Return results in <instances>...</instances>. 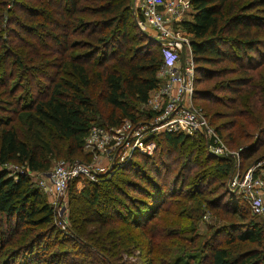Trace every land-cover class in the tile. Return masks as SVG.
<instances>
[{"label": "trees", "instance_id": "16d2710c", "mask_svg": "<svg viewBox=\"0 0 264 264\" xmlns=\"http://www.w3.org/2000/svg\"><path fill=\"white\" fill-rule=\"evenodd\" d=\"M190 3L191 18L181 24L190 34L194 72L197 73L194 81L203 76L230 74L212 85L229 92L224 97L229 101L226 106L231 109L228 115L242 116L247 127L264 130L261 123L264 120V69L259 68L264 65V0H190ZM153 46L157 47V52H151ZM231 61L235 64H230ZM161 62L160 46L138 26L132 0H0V165L14 162L22 165L23 170H17L14 176L0 168V256L6 255L0 264L18 253L27 254L25 257L29 256L32 263L40 260L36 253L45 245L44 237H50L59 229L52 223V207L43 201L36 188L26 187L29 172L48 169L52 157H86L82 146L93 124L115 125L123 118L137 120V106L147 103L150 91L160 82ZM19 89L23 94L16 95ZM208 90L202 92L213 101L212 95L205 92ZM194 91L200 88L194 87ZM24 93L30 101L21 104ZM217 98L216 101H226ZM1 111L8 113L7 116H2ZM209 121L222 136L220 125L214 124L212 119ZM234 124L235 118L229 125ZM239 128L241 133L244 128ZM147 138L162 140L167 150L175 152L184 147L188 155L181 168L190 165L191 156L202 147L205 156L201 165H205L208 157L217 160L206 166L203 174L194 175L193 181H208L206 175L214 170L221 174L230 171L232 156L210 153L205 137L199 132L160 131ZM254 141L243 144L246 155L255 149ZM141 156L138 158L135 154L119 167L121 174L124 171L127 174L117 179L124 183V188H119L114 177L106 183L85 176L74 177L68 188L81 178L84 180L79 201H88L85 208L90 215L83 219L100 226L111 222L100 216V207H94L104 204L102 207L107 208L111 218L123 220L125 215L138 235L150 243L173 235L172 225L163 227L149 221L162 207L165 212L176 202L167 201L176 197L182 186L177 183L181 180L179 173L166 177L169 166L165 163L151 162L152 168H149V162L156 158L154 152ZM169 180L171 187L166 186ZM105 184L106 189L100 191L98 188ZM106 191L110 192V197L101 198ZM31 192L35 196H31ZM224 192L231 199L243 202L227 189ZM68 201L72 220V213L80 202L72 198ZM99 201L102 204H97ZM11 218H14L13 225ZM26 223L49 226L42 232L37 229L28 232L32 230L23 227ZM249 225L251 228L232 233L227 241L236 238L259 243L262 226L254 221ZM177 235L182 237L180 231ZM229 235L227 233L226 237ZM185 239L191 240L192 236ZM9 242L15 243L14 247L9 245L2 253ZM208 243H203L208 250L199 253L184 245V258L176 262L174 257L173 263L164 259L159 264H190L191 259L196 260V264H264V245L248 251L249 254L243 252L230 257L227 246H207ZM95 245L89 240L86 243L89 248ZM96 250L102 252L98 247ZM104 255L96 254L102 261ZM56 258L45 257L44 261L54 264ZM151 263V259L146 258L143 264Z\"/></svg>", "mask_w": 264, "mask_h": 264}, {"label": "rangeland", "instance_id": "374dc122", "mask_svg": "<svg viewBox=\"0 0 264 264\" xmlns=\"http://www.w3.org/2000/svg\"><path fill=\"white\" fill-rule=\"evenodd\" d=\"M131 30L136 33L134 29ZM144 30L151 34L154 33L151 26L148 24H145ZM188 35L190 36L189 33ZM151 52H157V47L153 46L151 48ZM225 62L229 63V61ZM230 64L235 63L232 62ZM259 68L264 69V65H261ZM196 75L197 73L193 70V91L191 92V95L188 96L187 101L192 107L200 109L208 120L212 119L214 124L220 125L221 135L224 137L220 136V138L225 143L228 150L235 152L236 155L238 153L237 165H235L234 156L230 155L232 156V162L228 173L221 174L214 170L211 173L208 172L206 175V177L209 178L208 181L196 182L193 181V176L196 174H203V170L206 166L209 167L217 161L214 158L208 157L205 160V165H201L205 156L203 147L194 152L191 156L192 163L190 165L181 168V165L185 163L188 155L184 147V150L181 149L180 151L175 152L173 150H167L166 146L163 145L162 140L159 142L155 138H147L148 140L153 141L154 145L151 154L154 152L156 156L154 160L149 162V168H152L151 162L165 163V166H169L166 177L169 178L179 173L181 178V180L177 179L178 185L182 186L181 192H179L176 197L167 201L169 202L174 199L176 202L172 203L171 207H168V210L165 212L162 207V209L156 213L154 217L150 218L149 221V223L154 221L159 226L163 225V227L172 225V227H170L171 229L173 228L172 236H166L164 237L165 239L159 238L155 241H150L149 243L146 238H142L138 235L136 229L134 228L135 226L131 224L130 220L127 221V219H125V215L122 217L123 220L111 218L110 215H108L109 213H107V208H103L102 205L104 204L100 201L97 204L102 205L94 207H100V209H98L99 212H101L100 216L104 220L111 222L100 226L96 225L95 222L83 219L85 216H89L90 212L85 208L88 201H79V193L84 188L82 187L84 184V180L82 178L79 182H74L70 186L71 189L67 188L63 195L55 194L50 189L45 190L44 187L40 185V180H42L46 174L45 172L51 170V168L60 160L69 162L74 158H77L79 161H89L88 159L90 156L87 154L86 157H80L79 155V157L73 158H67L66 156L52 157L51 165L48 169L31 171V174L29 173L28 186L26 187L36 188L41 194L40 197L43 201L48 202V204L52 207L54 210L52 223H55L54 225H57L59 229H55L50 237H44L43 242L45 245L37 249L36 253V258L40 257V260L32 263L29 256L25 257L27 254L22 256L23 254L18 253L15 257H11V259L6 261L5 264H21L24 262L25 264H49L44 261V258L50 256H57V260L54 264H143L146 261V258L151 259V264H159L164 259H169L170 263H173L174 257L176 258V262L178 259L180 260L181 258H184V256H182V251H184V248L186 249L184 245L188 246L192 252L194 251L199 253L201 251H207L208 248L206 245H203L205 241L209 242L207 246L209 244H222L227 246L228 255L230 257H237L240 254L242 255L243 252H247L249 254L251 252L248 251L258 250L256 247L263 246L264 209L260 214L253 213L246 200L242 199L243 202H241L238 199H231L224 191H226L227 184L229 183L231 176L236 171V168L244 169L254 159L264 156V130L260 131L258 129L259 127H247L242 116L236 115V117H234L232 115H228V112H230L231 109L226 106L229 101L224 97H226V94H229V92L217 89L218 87L212 85L221 78L231 76L230 74L223 76H203L201 78H195L194 81V77ZM64 76L70 77V75ZM9 82H12L11 79H9ZM22 83H24V81ZM41 83L44 84L42 79ZM22 87H27V85H22ZM194 87L200 88V91H194ZM202 89H209L205 92L208 93V96L212 95L213 101L206 98V93L202 92ZM37 91L39 90L37 89ZM153 91L154 90H151L150 92V98ZM42 93L40 92L39 94L42 95ZM15 94H23L22 89H19ZM218 96L226 101H216ZM29 101V96L24 93L20 103L25 104L29 103ZM236 108L239 109L241 106H237ZM1 114L2 116H7L8 113L1 111ZM135 116L137 120L152 119L153 113H150L149 102L138 105L135 111ZM234 118L235 124L230 126L229 124L232 120H234ZM261 123L263 125L264 120ZM211 125L213 126V124ZM262 125L260 124V126ZM239 126L244 128L241 133ZM245 130L247 131L243 135V131ZM155 133L158 132H152L150 130L147 137ZM227 134L228 136H226ZM253 141L256 144L255 149L246 155L242 148L245 144H251ZM241 149L242 152H240ZM134 153L138 156V158L142 157L141 154L151 155L138 149L135 150ZM135 154H133V156ZM194 155L197 157L195 158ZM21 166L22 165L14 162H7L0 165V168L3 167L12 175L16 176L18 174L17 170L19 171L22 168ZM120 166L121 165H113L108 171L101 173L98 177H95L92 180H105L104 182L107 183L109 178L114 177L113 179L116 180V184H119V188H124V183L121 180H117L127 177V174L125 173L126 171L122 172V174L119 172L121 170L119 169ZM170 185L171 180L166 182L167 187H171ZM103 186L98 189L100 191L106 189L105 186H107V184ZM109 194L110 192L106 191L104 194H101V198L110 197ZM30 195L35 196V193L31 192ZM114 197L119 198L118 195H114ZM69 198H72V201L74 200L77 203L80 202L79 204H81L76 205L77 210L73 211L72 220L70 217ZM250 221L257 222L262 226L261 241L259 243L250 240L237 241L238 239L236 238L230 242L227 241L232 233L237 234L238 232H244L248 228H251V225H249ZM13 222L14 218H11L10 223L12 225ZM30 225L32 224L26 223L23 227L27 228V230H32H28V232H33L36 229L39 230V232H42L49 226L48 224L43 223L40 225H32L33 227L29 228ZM179 231L184 238L177 235V232ZM227 233L230 234L228 237H226ZM107 234L108 237H106ZM188 236H192V239H185V237ZM115 237L118 238L115 239ZM112 239H114V241H112ZM88 240L94 245L97 244L98 246H95L102 250V252L99 250L97 251L95 246L91 248L86 247ZM189 242L191 243L188 244ZM15 243H17V241H15ZM15 243H7L1 252H5L9 245L14 247L13 244ZM92 249L95 250V252H93ZM98 253L101 255L105 254V260H100L96 256ZM5 256L6 255L0 256V260L3 261V257ZM107 258L109 261H106ZM19 259L20 262H18ZM196 262V260L192 259L189 261L190 264H196Z\"/></svg>", "mask_w": 264, "mask_h": 264}, {"label": "built area", "instance_id": "2783aa9c", "mask_svg": "<svg viewBox=\"0 0 264 264\" xmlns=\"http://www.w3.org/2000/svg\"><path fill=\"white\" fill-rule=\"evenodd\" d=\"M132 8L140 28L144 29L145 24L151 26L154 35L148 34L156 40L161 50L162 62L158 70L161 81L152 89L154 91L147 101L153 118H123L115 125H91L82 146L90 156L89 161H79L77 158L69 162L60 160L40 180L45 190L63 195L74 177L85 176L92 180L111 166L124 164L137 149L151 154L154 143L147 139L150 130L188 134L199 132L205 137L210 153L221 157L232 155L237 165L238 153L236 155L228 150L205 114L187 101L193 91L194 63L189 35L181 22L191 18L193 9L190 0H133ZM227 189L246 200L253 213H262L264 156L254 159L244 169L236 168Z\"/></svg>", "mask_w": 264, "mask_h": 264}, {"label": "water", "instance_id": "95a60500", "mask_svg": "<svg viewBox=\"0 0 264 264\" xmlns=\"http://www.w3.org/2000/svg\"><path fill=\"white\" fill-rule=\"evenodd\" d=\"M132 12H133V14H134V9L132 8ZM134 17H135V14H134ZM135 19H136V17H135ZM142 30H144V29H142ZM145 31V30H144ZM146 32V31H145ZM147 33V35H149L148 34V32H146ZM150 36V35H149ZM181 55H182V58H184V53H183V51L181 50ZM244 147V146H243Z\"/></svg>", "mask_w": 264, "mask_h": 264}, {"label": "crops", "instance_id": "0c3cea01", "mask_svg": "<svg viewBox=\"0 0 264 264\" xmlns=\"http://www.w3.org/2000/svg\"><path fill=\"white\" fill-rule=\"evenodd\" d=\"M132 4H133V0H132Z\"/></svg>", "mask_w": 264, "mask_h": 264}]
</instances>
